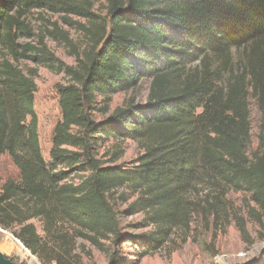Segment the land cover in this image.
<instances>
[{"label": "trees", "instance_id": "1", "mask_svg": "<svg viewBox=\"0 0 264 264\" xmlns=\"http://www.w3.org/2000/svg\"><path fill=\"white\" fill-rule=\"evenodd\" d=\"M103 1L106 15L99 19L90 0H0V52L13 57L24 9L63 13L69 25L70 15L86 21L79 25L86 42L75 67L52 58L44 45L36 50L70 77L57 86L61 120L48 162L40 150L34 77L9 58L0 61V154L17 169L14 179L0 184V229L41 264H79L76 237L100 251L102 241L126 239L139 247L141 259L178 229L187 232L194 213L215 224L233 220L251 244L234 210L212 204L206 210L191 196L214 191L220 201L230 190L246 192L264 217V0ZM143 79L150 81L146 102L129 101L110 112L111 96ZM249 99L260 113L251 154ZM127 139L141 151L131 166L117 164L123 156L117 145L108 160L96 158L107 141ZM119 189L123 200L124 190L141 193L124 213L143 212L139 225L153 231L121 232L114 208ZM249 215L262 225L254 209ZM32 220L41 223L43 235ZM66 225L78 230L70 234ZM108 253L114 263L118 253Z\"/></svg>", "mask_w": 264, "mask_h": 264}, {"label": "rangeland", "instance_id": "2", "mask_svg": "<svg viewBox=\"0 0 264 264\" xmlns=\"http://www.w3.org/2000/svg\"><path fill=\"white\" fill-rule=\"evenodd\" d=\"M92 13L99 19L106 15V3L103 0H90ZM20 21L24 28L17 31L15 44L19 55L13 57L7 50L0 52V61L9 58L10 62L18 66L26 75L33 76L36 85L34 93V110L38 120V137L40 150L43 159L49 161V152L52 148L53 131L61 120V112L58 105L57 86L69 84L70 77L59 71L55 62L41 59L36 50L42 45L45 46L49 55L61 62L64 66L75 67L77 65L76 55L81 52L86 39L79 25H85L86 21L80 17L70 15L68 18L71 24L64 19L63 13H57L49 9H24L20 12ZM65 38V39H64ZM67 39V41H66ZM11 56V57H9ZM234 62L237 67L242 65L239 52H234ZM54 67H49V66ZM150 81L141 80L136 87L128 92H117L110 98L109 110L124 106L126 102L132 101L142 105L146 102ZM251 144L249 154L253 153L258 145V134L260 128V113L254 100L249 99ZM99 114L93 116L94 121H99ZM73 130H75L73 128ZM117 145L123 152V156L117 164L131 166L137 156L141 154L137 144L132 140L121 142L107 141L104 147L99 146L96 158L108 160L114 154L112 146ZM107 152V154H106ZM106 154V155H105ZM17 169L7 155L0 154V184L8 179H14ZM81 175V173H79ZM122 189L115 193L114 208L120 219L121 232L123 234L138 235L153 231L154 227H143L139 225L145 218L143 212L133 215L124 213L127 207L135 202L140 192L127 190L124 201L121 198ZM209 194V196H207ZM207 196L208 198H206ZM217 192L203 191L192 194L191 200L199 202L206 210H210L209 204L215 206L216 210H229L241 217L251 240V244L244 242L236 229L233 220L229 222L223 217L221 222L215 224L212 219L204 221L201 216L194 213L191 216L187 232L177 230L171 236L165 246L158 249L154 254L139 259L136 255L140 249L132 243L119 241L111 244L109 241H102L105 251H100L90 245L85 239L76 237L73 243L74 254L80 261L79 264H263L264 263V217L250 200L246 192L230 190L222 200L219 201ZM208 200V203L205 201ZM254 209L259 214L262 225L257 224L249 215V210ZM38 228L40 235L41 223L32 220ZM142 226V227H141ZM65 227V226H64ZM70 234H74L78 228L75 225H66ZM17 240L10 232L0 229V260L5 264H36L31 262L30 255H22L21 250L15 241ZM118 253V259L113 263L110 254ZM6 257L7 259H3ZM37 264H41L33 256Z\"/></svg>", "mask_w": 264, "mask_h": 264}, {"label": "bare ground", "instance_id": "3", "mask_svg": "<svg viewBox=\"0 0 264 264\" xmlns=\"http://www.w3.org/2000/svg\"><path fill=\"white\" fill-rule=\"evenodd\" d=\"M17 244H18V246H19V248H20V250H21V252L20 253H22V255L24 254V255H28V253L22 248V246L17 242ZM32 261L33 262H35L36 264H37V261L35 260V259H33V258H31V262L30 263H32Z\"/></svg>", "mask_w": 264, "mask_h": 264}, {"label": "water", "instance_id": "4", "mask_svg": "<svg viewBox=\"0 0 264 264\" xmlns=\"http://www.w3.org/2000/svg\"><path fill=\"white\" fill-rule=\"evenodd\" d=\"M16 242H18L21 246H22V248L30 255V258H33V259H35L31 254H30V252L27 250V249H25L24 248V246L18 241V240H15ZM3 259H6V258H4V257H2ZM36 260V259H35ZM0 264H5L2 260H0Z\"/></svg>", "mask_w": 264, "mask_h": 264}]
</instances>
